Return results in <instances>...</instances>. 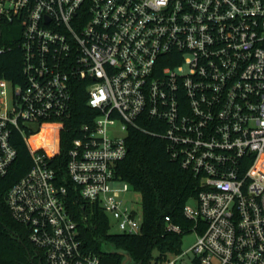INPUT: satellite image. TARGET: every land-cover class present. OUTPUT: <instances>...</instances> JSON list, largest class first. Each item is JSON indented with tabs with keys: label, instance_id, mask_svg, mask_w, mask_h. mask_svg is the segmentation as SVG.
<instances>
[{
	"label": "built area",
	"instance_id": "2783aa9c",
	"mask_svg": "<svg viewBox=\"0 0 264 264\" xmlns=\"http://www.w3.org/2000/svg\"><path fill=\"white\" fill-rule=\"evenodd\" d=\"M10 26L21 32L23 82L9 81L11 105L0 89V177L17 159V131L32 166L6 201L46 264H101L53 167L78 83L94 117L72 142L67 175L84 201L121 234L141 232L116 168L129 128L147 133L141 122L154 121L199 179L197 208L185 207L198 263L264 264V0H0V37ZM44 126L58 128L53 147L32 142Z\"/></svg>",
	"mask_w": 264,
	"mask_h": 264
},
{
	"label": "trees",
	"instance_id": "16d2710c",
	"mask_svg": "<svg viewBox=\"0 0 264 264\" xmlns=\"http://www.w3.org/2000/svg\"><path fill=\"white\" fill-rule=\"evenodd\" d=\"M14 29L10 26L8 33L0 37V47L6 46L0 53V79L16 84L23 82L24 52ZM87 85L78 83L74 90L72 116L61 133L60 154L53 161L59 183L67 187V206L77 223L84 249L98 255L101 264L161 262L170 253L180 252L183 235L192 232L194 222L186 217L185 207L196 197L199 179L171 157L167 141L158 133L154 121L141 122L147 133L130 127L126 138L128 154L118 163L116 175L141 194L142 228L134 235L111 233L106 213L100 206L84 201L67 175L72 142L81 136V125L90 123L94 117L88 105ZM57 129L44 126L32 142L53 147ZM13 144L18 151L17 159L8 174L0 177V264H46L42 253L30 243L27 227L14 220L6 201L9 190L32 166L29 149L17 131ZM170 224L179 226L180 232L171 230ZM196 263L199 264L197 260Z\"/></svg>",
	"mask_w": 264,
	"mask_h": 264
},
{
	"label": "rangeland",
	"instance_id": "374dc122",
	"mask_svg": "<svg viewBox=\"0 0 264 264\" xmlns=\"http://www.w3.org/2000/svg\"><path fill=\"white\" fill-rule=\"evenodd\" d=\"M10 28L5 30V34L8 33ZM15 30V37L17 39L21 38V32L20 29H14ZM6 36V35H5ZM5 89L6 91V96H5V102L8 105H11L14 100V86L11 82L7 81L4 82L3 85L0 82V89ZM116 128V127H115ZM123 134V133H120ZM122 197L125 198L128 201V205L136 209L138 212L139 216L142 214V197L141 194L138 192H135L133 190H130L129 193H123ZM189 205L193 208H197V201L195 199H192L189 202ZM109 217V216H108ZM110 223H111V233L113 234H119L120 231L118 227L116 226L115 221L109 217ZM198 240V235L195 232H190L182 237V244L180 248V252L178 253H170L166 259L162 260V264H166L168 260H174L177 259L179 256V264H197L196 263V255L195 253L191 250V248L195 245V243Z\"/></svg>",
	"mask_w": 264,
	"mask_h": 264
},
{
	"label": "water",
	"instance_id": "95a60500",
	"mask_svg": "<svg viewBox=\"0 0 264 264\" xmlns=\"http://www.w3.org/2000/svg\"><path fill=\"white\" fill-rule=\"evenodd\" d=\"M127 257H128V259H130L129 256H127ZM124 264H126V262H124Z\"/></svg>",
	"mask_w": 264,
	"mask_h": 264
}]
</instances>
